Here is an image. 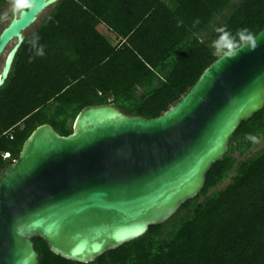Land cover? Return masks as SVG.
Masks as SVG:
<instances>
[{"label": "trees", "instance_id": "16d2710c", "mask_svg": "<svg viewBox=\"0 0 264 264\" xmlns=\"http://www.w3.org/2000/svg\"><path fill=\"white\" fill-rule=\"evenodd\" d=\"M221 26L258 34L264 0H59L27 34L0 87V172L37 126L70 134L87 105L162 114L217 59L210 43ZM33 32L45 48L34 59ZM127 94L134 104L123 101ZM248 133L261 143L246 142ZM35 241L40 264H264V108L241 123L201 192L143 236L90 263Z\"/></svg>", "mask_w": 264, "mask_h": 264}, {"label": "water", "instance_id": "95a60500", "mask_svg": "<svg viewBox=\"0 0 264 264\" xmlns=\"http://www.w3.org/2000/svg\"><path fill=\"white\" fill-rule=\"evenodd\" d=\"M37 6L0 32V87L42 12ZM255 51L217 59L157 116L115 103L87 105L73 132L42 123L0 172V264H40L35 237L69 260L90 263L166 222L204 188L243 121L264 108V28Z\"/></svg>", "mask_w": 264, "mask_h": 264}, {"label": "clouds", "instance_id": "9594fccd", "mask_svg": "<svg viewBox=\"0 0 264 264\" xmlns=\"http://www.w3.org/2000/svg\"><path fill=\"white\" fill-rule=\"evenodd\" d=\"M7 4L8 9L0 14V23L11 24L18 21L23 18L26 12L37 6L36 0H7ZM181 23L182 21H178V26ZM215 31L218 35L211 41L210 47L213 49V54L218 58L217 62L220 63L237 58L245 49L255 51L260 45L257 34L247 27L240 28L235 33L223 26L217 27ZM39 41L40 36L35 32L28 39V44L34 51L32 59L45 56L44 45L40 44ZM29 62L31 63L32 60L30 59ZM244 140L252 145L261 143V137L252 133L246 134Z\"/></svg>", "mask_w": 264, "mask_h": 264}, {"label": "rangeland", "instance_id": "374dc122", "mask_svg": "<svg viewBox=\"0 0 264 264\" xmlns=\"http://www.w3.org/2000/svg\"><path fill=\"white\" fill-rule=\"evenodd\" d=\"M53 6H54V5H53ZM53 6H50L49 8H47L44 12H42V13L40 14L38 21H37L35 24H33V25L30 27L29 30L26 31V34H29V33H31L32 31H34V29H35L36 26L41 22V20H42L45 16H47V15L52 11ZM2 9H3V13H4V12L8 9V4L4 5ZM8 24H9V23H0V32H1L2 29H3L5 26H7ZM110 34H111V35H110L111 37H113V38L115 37V34H114L113 32H111ZM13 44H14V41H12V42L10 43V45H9L8 48H7V50L3 53V55H2L1 58H0V72H1L2 67H3V65H4V61H5L6 53H7V51L10 49V47H11ZM106 66L109 67L107 64H106ZM123 101H125V102H126L127 104H129V105H132V104H134V103L136 102V98H134V97H132L131 95H128V94H127V98H124Z\"/></svg>", "mask_w": 264, "mask_h": 264}, {"label": "built area", "instance_id": "2783aa9c", "mask_svg": "<svg viewBox=\"0 0 264 264\" xmlns=\"http://www.w3.org/2000/svg\"><path fill=\"white\" fill-rule=\"evenodd\" d=\"M6 156H7V157H8V156H10V154H9V153H7V154H6Z\"/></svg>", "mask_w": 264, "mask_h": 264}]
</instances>
